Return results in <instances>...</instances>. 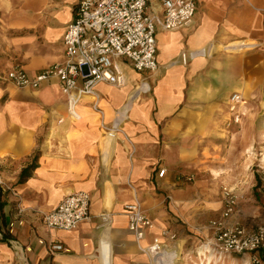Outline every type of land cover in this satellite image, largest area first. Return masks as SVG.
<instances>
[{
	"label": "crops",
	"instance_id": "crops-1",
	"mask_svg": "<svg viewBox=\"0 0 264 264\" xmlns=\"http://www.w3.org/2000/svg\"><path fill=\"white\" fill-rule=\"evenodd\" d=\"M76 3L0 0V177L8 187L0 195V226L21 219L10 238L28 249L29 264H149L141 249L154 239L176 251L177 264H204L205 240L190 229L192 212L201 214L190 204L194 193L228 184L238 172L242 124L226 127L230 96L243 98L248 126L264 108V0H194L189 25L155 34L156 71L136 73L119 60L126 86L98 85L101 113L84 98L75 122L57 80L28 90L4 76L19 69L34 77L63 64L62 37ZM146 13L163 18L156 0H148ZM140 82L149 92L135 97ZM114 122L119 131L109 139L105 129ZM259 129L264 134V122ZM259 156L264 172V152ZM77 192L90 198L89 220L72 231H47L42 215ZM133 203L154 225L141 242L127 229L124 207ZM163 230L175 232L176 241L163 239ZM50 244L64 251L50 253ZM257 257L264 264V255ZM222 258L213 264H232ZM17 261L0 241V264Z\"/></svg>",
	"mask_w": 264,
	"mask_h": 264
},
{
	"label": "built area",
	"instance_id": "built-area-1",
	"mask_svg": "<svg viewBox=\"0 0 264 264\" xmlns=\"http://www.w3.org/2000/svg\"><path fill=\"white\" fill-rule=\"evenodd\" d=\"M156 1L163 10L161 20L155 14L146 13L148 0H77L73 19L62 37L63 64L51 65L34 77L27 76L22 70L13 69L5 74V81L17 89L38 90L46 81L55 79L60 84L70 119L75 122L80 120L77 107L87 97L93 101V110L101 113L97 86L105 84L123 88L127 84L119 60H127L136 73L155 72V34L158 31H178L189 25L193 18L194 0ZM181 59L185 62L186 56L182 55ZM136 87L140 89L138 96L149 92L146 82H140ZM242 104L243 98L239 94L230 96L227 128L242 124L246 116ZM118 131V122H114L109 129H105V135L112 139ZM164 172L161 170L158 177H162ZM5 190L8 187L0 177V195ZM222 194V212L209 222L211 240L205 242L201 253L204 264H210L213 258L220 260L226 255L247 256L251 264H260L257 254L264 255V223L253 227L243 224L236 217L238 202L235 194L227 188L223 189ZM89 207L90 198L86 193H72L65 196L54 210L43 214L41 220L47 231H72L80 223L89 220ZM22 212L18 209V216ZM124 213L128 231L133 234L136 242H141L145 232L154 228L152 221L138 203L126 205ZM16 225H22L21 219H16L6 227L0 226V241L9 243L15 252L17 264H29L25 257L28 249H23L10 238L14 235ZM160 235L168 243L177 239V234L169 230L161 231ZM48 251L57 253L64 249L61 245L50 244ZM141 251L148 257L149 264H177L179 261L174 249L156 239Z\"/></svg>",
	"mask_w": 264,
	"mask_h": 264
},
{
	"label": "rangeland",
	"instance_id": "rangeland-1",
	"mask_svg": "<svg viewBox=\"0 0 264 264\" xmlns=\"http://www.w3.org/2000/svg\"><path fill=\"white\" fill-rule=\"evenodd\" d=\"M248 115L247 111L245 112ZM251 113V112H250ZM259 119L255 120L250 126L244 120L242 122L239 135V144L241 145L240 162H236L239 167L232 181L228 184L220 183L217 185H208L201 195H196L191 200V210L200 213L201 216L192 212V220L196 221L195 227H190L192 235L201 236L205 242L211 239L209 231V222L217 217L220 205L223 208V189H230L237 197V218L248 227L264 223V172L260 170V153L264 152V134H260V126L264 122V108L259 110ZM245 116V118H246ZM254 130L255 132L251 131ZM249 132V133H248ZM250 148V149H249ZM260 177L257 184L256 179H250L252 174ZM206 257H208L206 255ZM227 259L232 264H249L248 258L234 257L226 255L222 260ZM219 259L213 258L210 264L217 262ZM221 260V261H222ZM222 263V262H221ZM220 263V264H221ZM228 263V262H227Z\"/></svg>",
	"mask_w": 264,
	"mask_h": 264
},
{
	"label": "trees",
	"instance_id": "trees-1",
	"mask_svg": "<svg viewBox=\"0 0 264 264\" xmlns=\"http://www.w3.org/2000/svg\"><path fill=\"white\" fill-rule=\"evenodd\" d=\"M34 168V164H31L30 166H28L26 169H24L21 172L20 178L23 179L24 177L28 176V174L30 173V171ZM256 178L257 184H259L260 182V177H258L257 175L254 176Z\"/></svg>",
	"mask_w": 264,
	"mask_h": 264
},
{
	"label": "bare ground",
	"instance_id": "bare-ground-1",
	"mask_svg": "<svg viewBox=\"0 0 264 264\" xmlns=\"http://www.w3.org/2000/svg\"><path fill=\"white\" fill-rule=\"evenodd\" d=\"M135 90H138L139 91L140 89L136 87ZM137 96H138V93H137V95L135 97H137ZM133 99H135V98H133Z\"/></svg>",
	"mask_w": 264,
	"mask_h": 264
}]
</instances>
